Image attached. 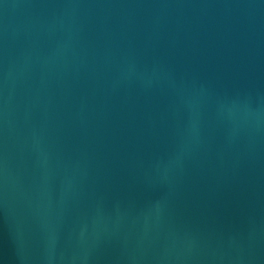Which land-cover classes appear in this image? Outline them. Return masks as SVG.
I'll list each match as a JSON object with an SVG mask.
<instances>
[{
    "label": "water",
    "instance_id": "1",
    "mask_svg": "<svg viewBox=\"0 0 264 264\" xmlns=\"http://www.w3.org/2000/svg\"><path fill=\"white\" fill-rule=\"evenodd\" d=\"M0 264H264V0H0Z\"/></svg>",
    "mask_w": 264,
    "mask_h": 264
}]
</instances>
